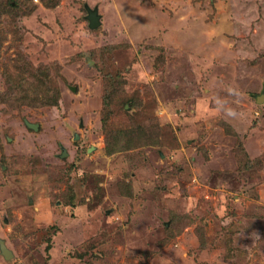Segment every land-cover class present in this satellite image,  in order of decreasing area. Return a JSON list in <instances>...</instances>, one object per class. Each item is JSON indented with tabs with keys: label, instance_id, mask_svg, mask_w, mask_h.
Segmentation results:
<instances>
[{
	"label": "rangeland",
	"instance_id": "rangeland-1",
	"mask_svg": "<svg viewBox=\"0 0 264 264\" xmlns=\"http://www.w3.org/2000/svg\"><path fill=\"white\" fill-rule=\"evenodd\" d=\"M0 237V264H264V0H0Z\"/></svg>",
	"mask_w": 264,
	"mask_h": 264
},
{
	"label": "water",
	"instance_id": "water-1",
	"mask_svg": "<svg viewBox=\"0 0 264 264\" xmlns=\"http://www.w3.org/2000/svg\"><path fill=\"white\" fill-rule=\"evenodd\" d=\"M88 18H89L91 27H96L101 23L100 14L98 12L97 7L93 8V9L90 7L88 8ZM26 123L29 127H32L34 129H38V127H39V123L31 122L28 120L26 121ZM75 137L79 138V134L76 133ZM63 151H64L63 156L68 154L67 149H64ZM0 249L6 258H10L13 255L12 250L7 246L6 241L1 237H0Z\"/></svg>",
	"mask_w": 264,
	"mask_h": 264
},
{
	"label": "trees",
	"instance_id": "trees-1",
	"mask_svg": "<svg viewBox=\"0 0 264 264\" xmlns=\"http://www.w3.org/2000/svg\"><path fill=\"white\" fill-rule=\"evenodd\" d=\"M10 88H13V89L17 90L18 91L17 93H21V90H20L19 86L17 87L16 84L15 85L12 84V87L10 86ZM16 98H18V97H16Z\"/></svg>",
	"mask_w": 264,
	"mask_h": 264
},
{
	"label": "flooded vegetation",
	"instance_id": "flooded-vegetation-1",
	"mask_svg": "<svg viewBox=\"0 0 264 264\" xmlns=\"http://www.w3.org/2000/svg\"><path fill=\"white\" fill-rule=\"evenodd\" d=\"M63 153H64V151H62V153H61V156H62V157L67 156V154L63 156Z\"/></svg>",
	"mask_w": 264,
	"mask_h": 264
}]
</instances>
